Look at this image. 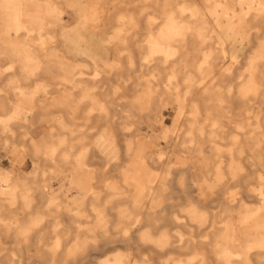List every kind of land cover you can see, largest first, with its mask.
<instances>
[{"label": "clouds", "instance_id": "obj_1", "mask_svg": "<svg viewBox=\"0 0 264 264\" xmlns=\"http://www.w3.org/2000/svg\"><path fill=\"white\" fill-rule=\"evenodd\" d=\"M0 264H264V0H0Z\"/></svg>", "mask_w": 264, "mask_h": 264}]
</instances>
